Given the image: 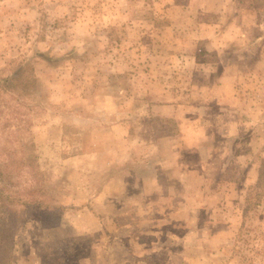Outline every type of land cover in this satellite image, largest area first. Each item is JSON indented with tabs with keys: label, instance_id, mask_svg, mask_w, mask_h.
I'll return each instance as SVG.
<instances>
[{
	"label": "rangeland",
	"instance_id": "374dc122",
	"mask_svg": "<svg viewBox=\"0 0 264 264\" xmlns=\"http://www.w3.org/2000/svg\"><path fill=\"white\" fill-rule=\"evenodd\" d=\"M0 81V148L33 143L49 208L20 214L17 245L76 202L127 264H264V0H0ZM172 101L194 110L149 109ZM88 245L31 264H88Z\"/></svg>",
	"mask_w": 264,
	"mask_h": 264
},
{
	"label": "crops",
	"instance_id": "0c3cea01",
	"mask_svg": "<svg viewBox=\"0 0 264 264\" xmlns=\"http://www.w3.org/2000/svg\"><path fill=\"white\" fill-rule=\"evenodd\" d=\"M183 108H185L186 110H192V111L194 110L193 105H191V103H189L188 101L186 102H178V101L173 102L172 101L163 106H161L160 103H155V104L150 105L149 109L153 111L152 113L153 115H157L159 117L177 119L179 115L181 114L179 113V110H183ZM226 110H231V108L230 107L226 108ZM111 128H121L123 131H127V133H128V129H130L129 124H127V122H124V123L115 122L111 125ZM126 136L129 137L128 134H126ZM127 140L129 144H133L132 139L129 138ZM143 145L146 146L145 144ZM155 145H156V141H151L148 143L147 148L150 150V148L156 147ZM112 174L113 173L110 172V176ZM151 176L156 181V183L160 185V190L162 192V195L169 193V191L168 192L165 191L163 187V175L162 173L159 172V169H156L152 174H150V177ZM112 177L113 175L111 176L110 180H112ZM160 177H162V180H160ZM111 183L112 181L106 182V185H105L106 188L111 187L110 186ZM100 191L101 190H99L98 194H100ZM263 194H264V191H263ZM69 205H70L69 206L70 208H73V209L69 208V210L77 212L76 215L78 217L76 219H73L72 221H70L69 223L65 225L63 224L62 218L57 223V225H53V226L51 223L49 224L40 223V225L39 224L37 225L36 223L35 226L38 228V230L35 231V235L34 236L28 235L26 241H24L23 243H21L20 240H18L19 245H17V238L15 237V251L14 252L15 254H17V261H18V263H16L17 262L16 261L15 264H31L32 261L34 260V257H39L40 255L42 257L48 258L49 260H53L55 258H57V260H60L61 257L63 256L62 254L64 251V249L62 248L63 244L66 242L67 239L71 241L73 237L74 238H84L87 241V244H89L87 248L90 250V253L88 254V256L86 255V259L89 260L88 264H99V260H97L98 258L96 256L97 254L99 255L101 260L106 261L105 264H127V263H131V259H135L132 257L133 255L130 253L131 251L129 248H125V251L124 249L120 247L117 248L111 236L109 239L105 237L106 235L105 233H103V229H104L103 222L101 221V219L99 220L100 216H97V217L94 216L91 219L89 217L90 214L88 213L89 211L87 209V204L78 205L75 202ZM33 207L37 209H43V210L49 209L47 205H43L44 208L41 206L33 205V206L27 207L26 209L33 208ZM51 219L57 220V218H51ZM145 223L146 222L142 224L145 225ZM241 223L242 221L240 222V224ZM65 229H67L69 233L65 234ZM70 231H73V233H71ZM127 231H125L124 233L126 237L128 236ZM39 233L42 234V238H41L42 244L47 246L45 247L46 249L42 251L41 254L40 252L37 253L36 250L33 247H31V246L36 245V241L39 243V236H38ZM103 241H105L106 243H111V245L108 244L105 251L98 250L97 243L103 242ZM55 246H57L56 250H55ZM16 249H17V252H16ZM30 249H32V253L29 257L27 256V258H29L31 261L29 262H27L26 260L19 261V259L22 258V254H25L23 252L24 251L26 252L27 250L30 253ZM98 251H100V253H98ZM91 252H93V254ZM92 255H95V257H93ZM147 255H150V254H147ZM94 258H95V261L92 263V260ZM142 259L138 258V260H136L137 261L136 263L135 262H132V263L140 264L139 260H142ZM197 259H193L192 257H185L183 260L185 261L184 262L185 264H198L200 261H202V264H203V261H205L204 258L199 257ZM90 260H91V263H90Z\"/></svg>",
	"mask_w": 264,
	"mask_h": 264
},
{
	"label": "trees",
	"instance_id": "16d2710c",
	"mask_svg": "<svg viewBox=\"0 0 264 264\" xmlns=\"http://www.w3.org/2000/svg\"><path fill=\"white\" fill-rule=\"evenodd\" d=\"M30 82H32V86L37 83L34 79ZM1 91L5 92L6 90L0 88ZM32 148H34L32 142L22 144V150L13 147L6 149L5 146L0 148V264H13L14 229L20 220V214L29 206L43 207L45 205L44 195L47 191L42 183L36 185L40 174L39 167L37 169L36 157L31 152ZM32 179L35 180L33 187L30 185Z\"/></svg>",
	"mask_w": 264,
	"mask_h": 264
}]
</instances>
